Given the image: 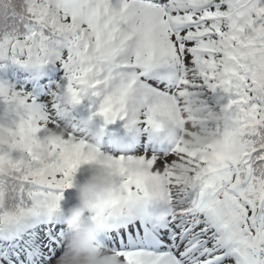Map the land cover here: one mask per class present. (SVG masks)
Returning a JSON list of instances; mask_svg holds the SVG:
<instances>
[{
    "label": "snow or ice",
    "instance_id": "1",
    "mask_svg": "<svg viewBox=\"0 0 264 264\" xmlns=\"http://www.w3.org/2000/svg\"><path fill=\"white\" fill-rule=\"evenodd\" d=\"M117 3L0 0V62L59 61L67 81L47 106L0 85V118L22 136L0 148V264H57L66 251L63 193L101 151L78 128L42 149L65 94L71 108L98 102L92 119L105 126L161 133L183 119L185 97L206 93L227 100L214 154L173 143L165 157L112 156L122 196L90 222L121 264H264V0H126L121 16Z\"/></svg>",
    "mask_w": 264,
    "mask_h": 264
},
{
    "label": "clouds",
    "instance_id": "2",
    "mask_svg": "<svg viewBox=\"0 0 264 264\" xmlns=\"http://www.w3.org/2000/svg\"><path fill=\"white\" fill-rule=\"evenodd\" d=\"M126 0H118L114 11L117 16L123 14ZM13 98H16L15 95ZM71 104L70 97L65 94L64 110L67 111ZM93 121L82 125L93 148H99L103 131L92 132ZM69 133L68 129H55L41 141V147L47 150L53 143L63 140ZM22 141L19 131L11 132L7 124H0V145L18 149ZM112 155L102 153L99 157V167L109 171V162ZM117 181L109 175H98L90 178L78 188V205L70 208L67 213L66 224L69 235L66 242V251L57 261V264H121L114 252H111L102 243L98 228L90 222V216L98 214L97 206L114 198L122 196L116 187ZM194 211V210H193Z\"/></svg>",
    "mask_w": 264,
    "mask_h": 264
},
{
    "label": "rangeland",
    "instance_id": "3",
    "mask_svg": "<svg viewBox=\"0 0 264 264\" xmlns=\"http://www.w3.org/2000/svg\"><path fill=\"white\" fill-rule=\"evenodd\" d=\"M0 85H4L6 87L10 88V85L6 84V83H1ZM216 99H212L214 103H216V105H219V107H221L223 104L227 103V100H218L217 96H215ZM200 99L197 100L196 97L194 96H188L185 97L184 101L181 104V108H182V113H183V117L185 118V121H187V126L181 124V119H178L176 121H173L172 123H170L172 125V127L175 129V132H177L180 136L181 139L183 137V134L187 135V139L183 140V141H179L180 145L189 152H194L197 154H206L209 157L214 154V150L216 148L217 145L221 144L226 138V133H225V125L227 123L226 118L224 116V114L222 112H220L221 115V119L220 122H222L223 124H221L220 127L218 128H210V126L205 125L202 123L203 119L201 118V108H200ZM92 107H96L95 102H91L89 100H85L82 103V109L85 112L86 116H83L84 118H88L91 117L94 112H92L90 110V108ZM5 109V105L3 104L2 101H0V115L3 114ZM91 111V112H90ZM96 119H99V117H96ZM125 120L123 121L125 126L129 125V122ZM99 122V120H98ZM58 123L60 125V127L58 128H53L50 129L48 131V133L46 132H42L40 133V138L43 140L44 138H46L49 133L52 130L55 129H68L70 130H75L76 128H78L79 130H81L80 127H76L73 126V122L69 121L67 122V124H61V119L58 120ZM0 124H7L8 129L11 132H20V125L18 122H12L7 118H0ZM72 127V128H71ZM149 130L146 129L145 125L143 123H139L135 126H129L128 132L131 133L132 135H141V138L143 143L141 145V148L143 149V152H146L143 155L146 156H157V157H165L168 156L171 152L168 151L169 148H166V151H161L159 150L161 144L158 140V137H156L153 134H146ZM47 134V135H46ZM80 134L82 136H85L84 132L80 131ZM175 137V136H174ZM145 140H149L148 143H145ZM41 140V141H42ZM101 144V142H100ZM153 145L156 146V148L153 147ZM0 148H4L7 149L9 151H16L18 149H13L10 148L8 146L5 145H0ZM209 149H212L213 152H208ZM168 151V152H167ZM102 152V151H101ZM103 153V152H102ZM76 174H80V177H86V180L82 181H73V190L76 191V193H78V188L80 185H82L83 183H85V181H88L90 178H93L95 176L98 175H108V172L103 171L100 167L98 163H91V164H84L82 165ZM76 176V175H75ZM79 179L80 177L77 176ZM64 195V199L63 201L68 204V206L70 208L77 206L78 204H76V202L78 203V200H76V197H72L69 193H63Z\"/></svg>",
    "mask_w": 264,
    "mask_h": 264
},
{
    "label": "trees",
    "instance_id": "4",
    "mask_svg": "<svg viewBox=\"0 0 264 264\" xmlns=\"http://www.w3.org/2000/svg\"><path fill=\"white\" fill-rule=\"evenodd\" d=\"M48 69L51 70L53 77L47 83L38 82L30 73V71L22 67L21 65L14 64L11 62H0V84L1 79L9 80L10 88L16 91H22L29 95L31 92V87H37L40 90H43L44 94L47 92V88H50V91L45 95V97L40 101L46 104H50L52 101L53 93L55 90L62 86V71L63 66L59 61H53L46 65ZM44 88V89H43ZM216 95L206 93L202 99H200V108H201V118L203 119L205 125L210 126L211 128H218L223 124L218 119L219 105L213 102L212 99ZM217 106V107H216ZM64 111V107H63Z\"/></svg>",
    "mask_w": 264,
    "mask_h": 264
}]
</instances>
